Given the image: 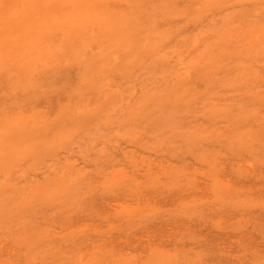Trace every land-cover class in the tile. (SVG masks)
<instances>
[{"label":"rangeland","instance_id":"374dc122","mask_svg":"<svg viewBox=\"0 0 264 264\" xmlns=\"http://www.w3.org/2000/svg\"><path fill=\"white\" fill-rule=\"evenodd\" d=\"M0 264H264V0H0Z\"/></svg>","mask_w":264,"mask_h":264},{"label":"bare ground","instance_id":"6f19581e","mask_svg":"<svg viewBox=\"0 0 264 264\" xmlns=\"http://www.w3.org/2000/svg\"><path fill=\"white\" fill-rule=\"evenodd\" d=\"M64 70V69H63Z\"/></svg>","mask_w":264,"mask_h":264}]
</instances>
